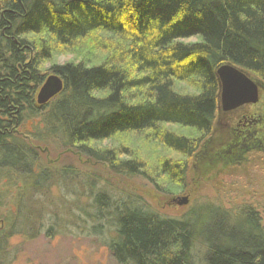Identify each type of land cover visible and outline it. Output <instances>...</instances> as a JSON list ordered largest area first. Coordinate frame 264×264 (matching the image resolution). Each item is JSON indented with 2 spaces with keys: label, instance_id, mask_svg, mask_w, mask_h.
<instances>
[{
  "label": "trees",
  "instance_id": "16d2710c",
  "mask_svg": "<svg viewBox=\"0 0 264 264\" xmlns=\"http://www.w3.org/2000/svg\"><path fill=\"white\" fill-rule=\"evenodd\" d=\"M6 7L0 17V30L10 36L0 39L1 173L12 169L31 175L37 160L25 138L2 133L9 110L2 96L20 103L15 109L19 117L25 110L40 114L32 98L44 79L43 64L54 53L70 50L82 56L77 63L47 69L63 82L62 90L41 106L47 108L42 123L46 132L57 134L64 148L60 152H70L82 165L103 164L114 174L149 178L150 163L130 144L139 135L171 154L156 167L170 190L185 186L188 159L212 130L215 68L230 62L264 82V0H9ZM195 36L201 39L180 41ZM25 37L32 46L24 50L26 55L14 41ZM176 81H185L193 91L180 92ZM167 124L193 127L198 133L187 137ZM105 141L116 146H98ZM69 170L71 181L78 170L70 167L60 176ZM49 180L42 171L31 186L40 188ZM91 197L98 222L102 217L115 226L108 247L118 262L198 264L192 224L134 199H126L128 205L124 198L114 201L106 190ZM217 209L229 230L212 242L202 240L204 264H264V227L255 211L245 214L246 226L229 211Z\"/></svg>",
  "mask_w": 264,
  "mask_h": 264
},
{
  "label": "rangeland",
  "instance_id": "374dc122",
  "mask_svg": "<svg viewBox=\"0 0 264 264\" xmlns=\"http://www.w3.org/2000/svg\"><path fill=\"white\" fill-rule=\"evenodd\" d=\"M200 39L195 36L183 41L193 43ZM69 51L49 56L40 72L43 81L52 74L53 71L47 70L52 64L77 63L82 57ZM97 53L99 51H94L95 55ZM248 72L252 78L259 79ZM41 84L36 87L34 101ZM176 84L180 92L193 91L185 81H176ZM260 85L264 87V82ZM218 93L209 137L199 141L197 150L188 159L185 186L171 190L167 178L158 175L156 168L160 159L171 154L157 143L146 142L139 135L130 143L150 163L149 178L139 174H114L107 165H82L70 152H60L64 148L57 134L46 132L42 123L47 108L33 105L40 114L25 110L17 129L34 141L26 139L37 160L34 159L31 175L12 169L0 172V264H122L108 247L114 239L115 226L102 217L98 222L95 216L91 196L98 190H106L114 201L124 198L125 205L131 201L128 199H134L163 216L192 224L195 233L192 253L198 264H204L206 246L203 241L212 242L221 231L229 230L216 215L217 208L229 211L245 225H248L244 222L245 214L255 211L260 226L264 227V153L257 149L224 153L221 147L227 142V125L219 110ZM167 127L187 137H196L198 133L193 127L171 124ZM13 135L24 140L22 135L15 132ZM203 145L207 146V151L200 157ZM98 146L111 148L116 144L105 141ZM70 167L79 171L71 181L70 170L66 176H60ZM42 171L50 180L40 188L31 186ZM91 185L94 187L90 190ZM184 197L188 203L178 204Z\"/></svg>",
  "mask_w": 264,
  "mask_h": 264
},
{
  "label": "flooded vegetation",
  "instance_id": "af4514ba",
  "mask_svg": "<svg viewBox=\"0 0 264 264\" xmlns=\"http://www.w3.org/2000/svg\"><path fill=\"white\" fill-rule=\"evenodd\" d=\"M8 1L9 0H0V17L3 16L5 11H7L6 3ZM5 36L6 35L4 34V31L0 30V39L5 37ZM5 38H10V36H6ZM31 38H32V36L28 39L26 37L22 38V39L20 38L21 41H19V42L14 40L15 43H17V45H20L18 47V49L21 51V53H24V55L27 54L24 52L25 49L32 50V46L30 45V43H28L26 41V39L29 40ZM22 41H26L27 44H23ZM17 53H19V52H17ZM31 55H33L32 51L30 53V56ZM29 60H31V58ZM42 71H43V68H42ZM50 71H53V70H50ZM50 75H56V76L60 77L58 74L54 73V71ZM50 75H48V76H50ZM44 81H43V83H44ZM42 84H41V86H42ZM40 87H39V89H40ZM262 87L263 86H261V85L259 86L258 100L255 103L244 104V105L238 106L237 108H234V109L228 110V111L223 110L221 105H220L219 110L223 113L222 117L225 120L224 123L227 125L226 126L227 127V138H226L227 142L225 144H223L221 147L222 150H225L224 151L225 154H233L235 152V150H242L243 153H244V151L246 153V152L256 150V149L260 153H264V87L263 88ZM39 89H38V91H39ZM37 94H38V92H37ZM37 94L35 96V101H34V98H32V99H33L34 104L38 105L40 107L42 105H46L55 97L54 96L53 98H51L49 101H47L44 104H38ZM4 96H2V98L6 99V101L8 103V109L9 110H8V115H7L8 117H3V119H7V123L4 126H1V128L4 129L3 132L2 131L1 132L2 133H6V132L13 133V132H15L18 135H22L23 138L29 139V135H27L26 133L21 132L17 129L18 125H19V118L20 117L16 115L19 111L15 110V109L18 108L20 103H15V104L12 103L8 94H5ZM12 125H13V128H12ZM206 151H207V146H204V145L201 146L200 157L203 154H205Z\"/></svg>",
  "mask_w": 264,
  "mask_h": 264
},
{
  "label": "water",
  "instance_id": "95a60500",
  "mask_svg": "<svg viewBox=\"0 0 264 264\" xmlns=\"http://www.w3.org/2000/svg\"><path fill=\"white\" fill-rule=\"evenodd\" d=\"M218 80L219 103L223 110L228 111L244 104L255 103L258 100V89L262 80L254 79L250 73L233 65L223 62L215 68ZM63 88V82L56 75L48 76L37 94L38 104H44L56 96ZM188 199L181 198L178 204L186 205Z\"/></svg>",
  "mask_w": 264,
  "mask_h": 264
},
{
  "label": "bare ground",
  "instance_id": "6f19581e",
  "mask_svg": "<svg viewBox=\"0 0 264 264\" xmlns=\"http://www.w3.org/2000/svg\"><path fill=\"white\" fill-rule=\"evenodd\" d=\"M185 39H187V38H184V39H180V41H182L183 43H186V42H184L183 40H185Z\"/></svg>",
  "mask_w": 264,
  "mask_h": 264
}]
</instances>
